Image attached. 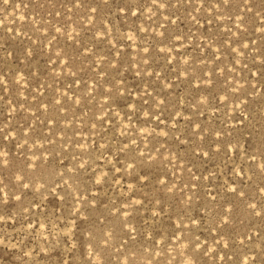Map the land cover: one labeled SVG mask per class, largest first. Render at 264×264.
I'll return each mask as SVG.
<instances>
[{
  "label": "rangeland",
  "instance_id": "obj_1",
  "mask_svg": "<svg viewBox=\"0 0 264 264\" xmlns=\"http://www.w3.org/2000/svg\"><path fill=\"white\" fill-rule=\"evenodd\" d=\"M261 165L264 0H0V264H264Z\"/></svg>",
  "mask_w": 264,
  "mask_h": 264
},
{
  "label": "snow or ice",
  "instance_id": "obj_2",
  "mask_svg": "<svg viewBox=\"0 0 264 264\" xmlns=\"http://www.w3.org/2000/svg\"><path fill=\"white\" fill-rule=\"evenodd\" d=\"M153 2L155 3V0H153ZM220 2L223 3L224 5H227L229 0H220ZM219 6H220V4L218 3L217 7H219ZM92 10L95 11V9H92ZM161 103H162V101H161ZM252 159H255V157H252ZM81 167H83V164H81ZM261 167H264V165H261ZM97 182H99V181H97ZM233 191H234V189H233Z\"/></svg>",
  "mask_w": 264,
  "mask_h": 264
}]
</instances>
